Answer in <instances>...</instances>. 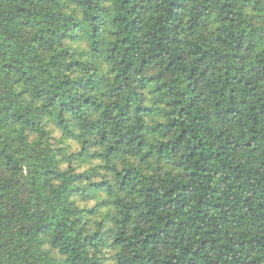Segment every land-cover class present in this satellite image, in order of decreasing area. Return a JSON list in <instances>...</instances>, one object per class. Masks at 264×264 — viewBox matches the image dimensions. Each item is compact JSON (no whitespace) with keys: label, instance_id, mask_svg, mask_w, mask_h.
<instances>
[{"label":"trees","instance_id":"1","mask_svg":"<svg viewBox=\"0 0 264 264\" xmlns=\"http://www.w3.org/2000/svg\"><path fill=\"white\" fill-rule=\"evenodd\" d=\"M0 264H264V0H0Z\"/></svg>","mask_w":264,"mask_h":264},{"label":"rangeland","instance_id":"2","mask_svg":"<svg viewBox=\"0 0 264 264\" xmlns=\"http://www.w3.org/2000/svg\"><path fill=\"white\" fill-rule=\"evenodd\" d=\"M55 136H57L58 138H60L59 133H55ZM72 148H76V146L74 144H72Z\"/></svg>","mask_w":264,"mask_h":264}]
</instances>
